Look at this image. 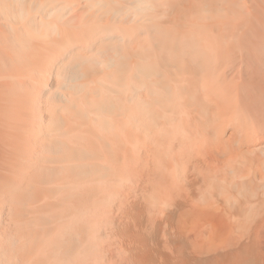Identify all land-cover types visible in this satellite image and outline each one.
I'll list each match as a JSON object with an SVG mask.
<instances>
[{"label": "bare ground", "instance_id": "6f19581e", "mask_svg": "<svg viewBox=\"0 0 264 264\" xmlns=\"http://www.w3.org/2000/svg\"><path fill=\"white\" fill-rule=\"evenodd\" d=\"M0 264H264V0H0Z\"/></svg>", "mask_w": 264, "mask_h": 264}]
</instances>
